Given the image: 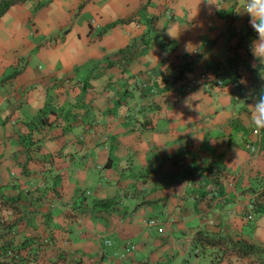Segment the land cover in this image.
Listing matches in <instances>:
<instances>
[{"label":"crops","instance_id":"1","mask_svg":"<svg viewBox=\"0 0 264 264\" xmlns=\"http://www.w3.org/2000/svg\"><path fill=\"white\" fill-rule=\"evenodd\" d=\"M246 4L27 0L0 16V264H264Z\"/></svg>","mask_w":264,"mask_h":264},{"label":"clouds","instance_id":"2","mask_svg":"<svg viewBox=\"0 0 264 264\" xmlns=\"http://www.w3.org/2000/svg\"><path fill=\"white\" fill-rule=\"evenodd\" d=\"M249 15V24L255 32L258 33V41H253L250 45L253 54L257 57L264 58V0H247L243 9ZM185 51L191 54L189 47L185 46ZM252 123L257 128H264V93L254 105Z\"/></svg>","mask_w":264,"mask_h":264},{"label":"trees","instance_id":"3","mask_svg":"<svg viewBox=\"0 0 264 264\" xmlns=\"http://www.w3.org/2000/svg\"><path fill=\"white\" fill-rule=\"evenodd\" d=\"M27 0H0V16L13 4L21 3ZM259 197L264 198V189H260ZM256 204V202H254ZM204 242L208 244H218V240L209 239V238H201ZM239 250L243 253H248L250 251V246L240 245ZM6 264V263H5ZM10 264V263H8Z\"/></svg>","mask_w":264,"mask_h":264},{"label":"built area","instance_id":"4","mask_svg":"<svg viewBox=\"0 0 264 264\" xmlns=\"http://www.w3.org/2000/svg\"><path fill=\"white\" fill-rule=\"evenodd\" d=\"M191 83H193V82H191ZM216 84H217V85H220V84H221V81H220V80H217V81H216ZM253 133L258 134V133H259L258 129H253ZM249 149H250V150H253L252 147H250ZM251 208H252V207H250V209H251ZM153 223H154L153 221H150V222H149V224H153Z\"/></svg>","mask_w":264,"mask_h":264}]
</instances>
